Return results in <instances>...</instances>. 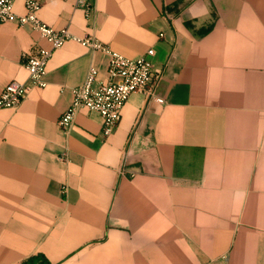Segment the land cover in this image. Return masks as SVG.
Returning <instances> with one entry per match:
<instances>
[{
	"label": "crops",
	"instance_id": "1",
	"mask_svg": "<svg viewBox=\"0 0 264 264\" xmlns=\"http://www.w3.org/2000/svg\"><path fill=\"white\" fill-rule=\"evenodd\" d=\"M38 1L56 29L127 58L153 49L164 101L131 93L106 137L82 108L64 134L73 88L91 65L97 87L109 56L55 50L46 86L0 108V264H264V0H93L88 16ZM35 43L49 46L0 23V92L28 81Z\"/></svg>",
	"mask_w": 264,
	"mask_h": 264
},
{
	"label": "built area",
	"instance_id": "2",
	"mask_svg": "<svg viewBox=\"0 0 264 264\" xmlns=\"http://www.w3.org/2000/svg\"><path fill=\"white\" fill-rule=\"evenodd\" d=\"M25 12L19 14L14 11L15 0H0V23L14 22L19 26L28 25L38 33L40 39L48 42L44 47L35 43L31 50L23 53V66L28 72V81L12 80L0 92V108H16L25 98L32 87H45L46 66L55 50L59 49L66 41L74 40L87 46L91 50H101L108 54L107 74L98 81L94 87L97 70L91 65L85 80L73 88V99L57 120V126L62 133L68 134L75 123L78 112L82 109L94 110L100 113L103 119L102 135H110L118 126L122 109L129 95L133 92H143L149 98H154L158 103H163V98L156 95V88L162 78L161 71L154 70L148 56L154 50L148 49L145 54L136 58H127L111 50L93 35L79 37L73 35L67 28L56 29L44 23L38 17L41 2L38 0H24ZM85 9L86 15L95 12L93 0H79ZM61 157L67 159V150ZM65 190V189H64Z\"/></svg>",
	"mask_w": 264,
	"mask_h": 264
}]
</instances>
